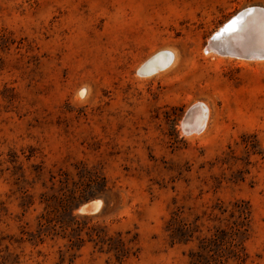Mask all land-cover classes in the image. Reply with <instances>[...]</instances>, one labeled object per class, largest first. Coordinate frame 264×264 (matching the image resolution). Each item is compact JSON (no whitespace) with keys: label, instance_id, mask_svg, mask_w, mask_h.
Masks as SVG:
<instances>
[{"label":"rangeland","instance_id":"rangeland-1","mask_svg":"<svg viewBox=\"0 0 264 264\" xmlns=\"http://www.w3.org/2000/svg\"><path fill=\"white\" fill-rule=\"evenodd\" d=\"M249 7L0 0V264H264V59L204 53Z\"/></svg>","mask_w":264,"mask_h":264},{"label":"water","instance_id":"water-1","mask_svg":"<svg viewBox=\"0 0 264 264\" xmlns=\"http://www.w3.org/2000/svg\"><path fill=\"white\" fill-rule=\"evenodd\" d=\"M261 13L264 14V9L260 7H249V8L242 9L241 11L236 13V15L233 16L226 23H224L222 27L219 28L216 33L210 36L206 46L204 47V53L208 50L207 48H209V50L215 49L217 52H219V54H222L224 56L234 57V58H244V59H254V60L264 58V47H262L261 44H258V46L254 47V46H251L250 43H247V46H248L247 54H242L240 52L234 53L233 50L226 47V41L230 39L229 37H231L232 34H235L238 31V27L240 26V24L243 23V21L247 17L255 15V14L260 15ZM231 21H236L235 30L227 31V32L223 31L226 25H228ZM159 54L153 56L152 58L157 57ZM164 54L167 58L160 61V64L158 65L159 70H162L165 66L170 64L169 62L171 60V54L168 52ZM147 63L148 62H146L143 66V69H142L143 73L142 72L139 73L142 76H147V74L149 75L153 73L155 70V68L150 67ZM198 111H200L199 106H194V105L187 111L182 121V124H181V128L184 134L190 135L193 133L200 132L201 127L196 119L198 117V114H196ZM97 208H98V205L96 203H92L89 206L90 212H95ZM81 212L85 213V209H81Z\"/></svg>","mask_w":264,"mask_h":264},{"label":"bare ground","instance_id":"bare-ground-1","mask_svg":"<svg viewBox=\"0 0 264 264\" xmlns=\"http://www.w3.org/2000/svg\"><path fill=\"white\" fill-rule=\"evenodd\" d=\"M229 38L230 39L228 41H226V47L233 50L234 53L240 52L242 54H247V52H248L247 43H250L251 46H254V47L258 46V44H261V46L264 47V14L263 13H261L260 15L255 14V15L247 17L243 21V23L240 24V26L238 27V31L235 34H232L231 37H229ZM207 49L209 50V48H207ZM211 50H213L214 52L219 54V52H217L215 49H210V51ZM164 53H166V52H160V54L158 53L159 55L157 57H154V58L151 57L147 61L148 62L147 64L150 67L155 68L154 72L159 70L158 65L160 64V61L167 58ZM206 53H209V52L206 51ZM220 55H222V54H220ZM172 58H173V55L171 54V60L169 63H171ZM260 59H264V58H260ZM143 66L139 70V73L143 71L142 70ZM194 106H199V108H200L201 113H200V111H198L196 113V114H198V117L196 119H197V122L200 124L201 130H202L204 123H205V118L207 116L206 108H204L202 104H196ZM201 130H200V132H201ZM85 206H86L87 210H89L87 205H85ZM87 210L85 209V212H87Z\"/></svg>","mask_w":264,"mask_h":264},{"label":"trees","instance_id":"trees-1","mask_svg":"<svg viewBox=\"0 0 264 264\" xmlns=\"http://www.w3.org/2000/svg\"><path fill=\"white\" fill-rule=\"evenodd\" d=\"M242 226V225H240ZM238 235H240V233L238 232ZM116 242L115 246H110L109 249L111 251H115V253L117 254V258H121V257H125L127 256V252L126 249H124L123 243L121 242V240H114ZM113 242V241H112ZM226 245L228 251L230 252V256L228 257H223V256H218V257H223L222 258V262L220 261L219 264H223L224 262H226L227 259L233 257L235 260H237L239 258L238 256V252H235V250H233V248H236L238 245L236 244L235 240L233 238H226L223 241Z\"/></svg>","mask_w":264,"mask_h":264},{"label":"snow or ice","instance_id":"snow-or-ice-1","mask_svg":"<svg viewBox=\"0 0 264 264\" xmlns=\"http://www.w3.org/2000/svg\"><path fill=\"white\" fill-rule=\"evenodd\" d=\"M236 21H231L228 25H226L225 29L223 31H234L235 30Z\"/></svg>","mask_w":264,"mask_h":264}]
</instances>
